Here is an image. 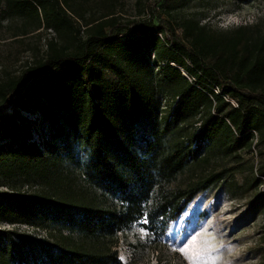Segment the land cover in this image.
I'll use <instances>...</instances> for the list:
<instances>
[{
  "label": "trees",
  "instance_id": "1",
  "mask_svg": "<svg viewBox=\"0 0 264 264\" xmlns=\"http://www.w3.org/2000/svg\"><path fill=\"white\" fill-rule=\"evenodd\" d=\"M121 2L0 0V26L20 21L15 35L55 32L20 73L0 74V174L11 184L0 190V264H123L120 232L142 220L163 241L232 172L203 166L264 141V18L216 34L154 8L126 17Z\"/></svg>",
  "mask_w": 264,
  "mask_h": 264
},
{
  "label": "rangeland",
  "instance_id": "2",
  "mask_svg": "<svg viewBox=\"0 0 264 264\" xmlns=\"http://www.w3.org/2000/svg\"><path fill=\"white\" fill-rule=\"evenodd\" d=\"M121 6L129 18L148 15L154 8L175 25L184 17H195L216 34L264 18V0H122ZM2 21L0 74H18L36 57L39 47L45 49L46 40L55 32L42 29L41 35H15L20 21L8 16ZM178 33L182 34V28ZM263 164L264 141L251 149L238 150L235 157L203 166H230L232 172L222 182L200 191L170 223L163 241L149 235L142 220L120 232L117 249L123 264H264ZM10 185L0 174V190ZM22 189L31 187L24 185ZM204 233L210 236L205 238Z\"/></svg>",
  "mask_w": 264,
  "mask_h": 264
},
{
  "label": "built area",
  "instance_id": "3",
  "mask_svg": "<svg viewBox=\"0 0 264 264\" xmlns=\"http://www.w3.org/2000/svg\"><path fill=\"white\" fill-rule=\"evenodd\" d=\"M160 36H162L161 33H159ZM154 57V55H152ZM174 64V63H173ZM180 69L182 70L183 75L189 79L192 83L196 84L199 87H202L203 85H206L204 88V90L207 92L208 95H210L211 98H214L215 94H218L220 96H222L224 98L225 101L229 102L231 105L233 106H238L237 101L232 98L228 93H226L222 87H220L219 85L215 84L214 82L211 81V79L205 77L204 80L202 82H200V80L190 74L186 69L180 67ZM202 83V84H200ZM8 227H13L16 226L19 228L20 231L26 232L28 234H31L33 236H36L38 238H46L48 236V231L46 229H41L39 227L33 226V225H29V224H9L7 223ZM24 227V229H23Z\"/></svg>",
  "mask_w": 264,
  "mask_h": 264
},
{
  "label": "bare ground",
  "instance_id": "4",
  "mask_svg": "<svg viewBox=\"0 0 264 264\" xmlns=\"http://www.w3.org/2000/svg\"><path fill=\"white\" fill-rule=\"evenodd\" d=\"M205 231H206V230H205ZM205 231H204V232H205ZM208 232H209V231H208ZM204 234H205V233H204ZM203 236H205V238H206V236H207V237H209L210 235H208V234H205V235H203Z\"/></svg>",
  "mask_w": 264,
  "mask_h": 264
}]
</instances>
